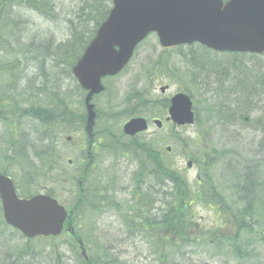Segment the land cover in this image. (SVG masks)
<instances>
[{
    "label": "rangeland",
    "instance_id": "374dc122",
    "mask_svg": "<svg viewBox=\"0 0 264 264\" xmlns=\"http://www.w3.org/2000/svg\"><path fill=\"white\" fill-rule=\"evenodd\" d=\"M96 2L101 8L111 5V1L48 0V4L41 6L43 11L25 5L13 7L5 20L8 26L2 30L10 28L7 35L15 38L0 35V95L11 109L8 123L0 119V169L19 181L20 192L23 187L26 192L46 190L60 196L67 205H71L74 198L68 189L55 182L56 178L46 181L42 177L30 178L26 175L27 169L15 162L17 158H26L28 167L33 165L40 169L45 157L44 147L52 139L38 119L21 118L20 114L29 106L28 111L33 113L34 107L41 105L45 113L49 110L53 113L50 126L54 130L63 129V122L53 111L63 100L72 106L71 110L82 100L71 65L77 48L88 41L97 28L93 20L97 13L92 9ZM150 48L159 51L155 35L138 48L128 69L109 81L108 93L98 100L103 135L107 136L121 120L123 122L133 107L138 94L132 87L144 79L148 69L137 78L133 72H138L137 59L142 60ZM177 52L169 53L178 68L149 73L152 80L147 90L153 99L158 96L165 99L160 94L162 85L171 86L166 97L177 91L192 94L198 121L193 126L177 129L170 124L163 129L152 125L136 144L152 141L163 160L181 172L193 187H197L198 177L204 176L202 162H207L213 183L225 194L227 202L242 205L246 201L241 202L244 197L253 204L256 215L251 220L252 227L241 232L239 238L233 232L215 241L194 231L192 245L176 255L182 264H264V85L259 82L261 78L264 80V55L216 53L198 43L182 46ZM212 60L218 61L213 69L209 67ZM250 95L253 100L247 99ZM15 105L20 108H12ZM4 109L7 110V106ZM163 117L165 119L166 115ZM77 130L76 125H71L67 133L75 134V141L68 144L67 135H63L58 138L57 146L59 155L70 158L75 167L83 156L75 150V144L82 142ZM106 146L98 154L93 173L96 182L109 189L114 211L103 215L98 225L92 224L96 255L103 264H113L116 259L122 264H157L151 240L141 232L131 235L124 225L126 203L134 190L133 177L139 170L140 157L109 150ZM167 146L172 147L170 152L166 151ZM13 154H17L15 160H8ZM47 168L49 166L43 169ZM171 187V183L160 186L153 177L145 178L142 189L154 201L152 216L164 213L169 201L165 193L169 194ZM242 189H247L248 193L242 194ZM115 203H121L122 211L114 209ZM195 210L201 218L198 226L206 227L205 231L212 229L219 219L210 206L198 204ZM224 231L230 230L225 228ZM27 241L4 224L0 213V264H11V261L13 264H76L80 260L72 239L65 233L55 240L37 238L30 244Z\"/></svg>",
    "mask_w": 264,
    "mask_h": 264
},
{
    "label": "water",
    "instance_id": "95a60500",
    "mask_svg": "<svg viewBox=\"0 0 264 264\" xmlns=\"http://www.w3.org/2000/svg\"><path fill=\"white\" fill-rule=\"evenodd\" d=\"M122 2L123 0H116L117 8L113 10L110 20L104 24L101 34L87 49L84 57L74 69L83 86L91 89L87 98L88 130L91 129L95 116L92 110L93 105L89 102L94 93L102 90L101 78L108 74H116L122 69L139 39H128L118 23L116 14L129 10L122 6ZM115 45L121 47L119 52L113 51ZM191 107L190 99L183 94H178L173 99L171 108L174 120L178 124L193 123L194 116ZM146 129L147 123L143 118L132 119L124 127L125 133L129 135H135ZM0 192L7 221L20 228L26 235L31 237L38 234L56 235L61 232L66 212L54 200L45 196H36L30 200H18L11 180L2 175H0Z\"/></svg>",
    "mask_w": 264,
    "mask_h": 264
},
{
    "label": "trees",
    "instance_id": "16d2710c",
    "mask_svg": "<svg viewBox=\"0 0 264 264\" xmlns=\"http://www.w3.org/2000/svg\"><path fill=\"white\" fill-rule=\"evenodd\" d=\"M156 160H157L156 164H157L158 169H160L161 171H165V173L170 176V172H169V171H171L170 168L167 165L163 164L160 161V159L156 158ZM177 182H178L177 188H178V190L181 191V192L180 191L179 192L183 194L185 191V188H186V183L179 176L177 178ZM196 194L198 197L203 196L205 194L204 188L200 189ZM181 199L178 201V207H175V208L171 207L169 209L168 213L166 214V216L164 218L163 224L169 230L178 231V235L179 234L182 235L179 239L185 240L186 236L184 233L179 231V228H182V227L188 225L189 222H187L185 217H184V211H185L184 208H186L187 205L184 206L182 211L180 210ZM183 202H184L183 204H185V201H183ZM188 205H190V204H188ZM244 211L248 214L252 213V206L251 205L246 206ZM172 243L173 244L168 242V240L166 238L164 240H162V242H161V257L158 260V264H169L170 263L169 251L176 246H178V250H180L181 247L184 246L183 244H177L175 242H172ZM90 263H91V261L88 264H90Z\"/></svg>",
    "mask_w": 264,
    "mask_h": 264
},
{
    "label": "flooded vegetation",
    "instance_id": "af4514ba",
    "mask_svg": "<svg viewBox=\"0 0 264 264\" xmlns=\"http://www.w3.org/2000/svg\"><path fill=\"white\" fill-rule=\"evenodd\" d=\"M96 126H97V124H96ZM95 131H96V128H95ZM96 134V136H97V133H95ZM96 148H97V145H96V141H95V143H94V155H96L97 154V151H96ZM95 163H96V157H95ZM95 163H94V166L93 167H95ZM86 197V196H85ZM79 204H80V200H79ZM78 204V205H79Z\"/></svg>",
    "mask_w": 264,
    "mask_h": 264
},
{
    "label": "bare ground",
    "instance_id": "6f19581e",
    "mask_svg": "<svg viewBox=\"0 0 264 264\" xmlns=\"http://www.w3.org/2000/svg\"><path fill=\"white\" fill-rule=\"evenodd\" d=\"M36 45V44H35ZM37 45H39V46H41L40 44H37ZM45 50V49H44Z\"/></svg>",
    "mask_w": 264,
    "mask_h": 264
}]
</instances>
